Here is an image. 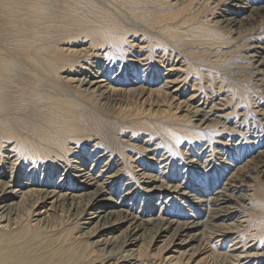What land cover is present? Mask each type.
Returning a JSON list of instances; mask_svg holds the SVG:
<instances>
[{"label": "bare ground", "instance_id": "bare-ground-1", "mask_svg": "<svg viewBox=\"0 0 264 264\" xmlns=\"http://www.w3.org/2000/svg\"><path fill=\"white\" fill-rule=\"evenodd\" d=\"M261 10L0 0V264H264Z\"/></svg>", "mask_w": 264, "mask_h": 264}, {"label": "rangeland", "instance_id": "rangeland-1", "mask_svg": "<svg viewBox=\"0 0 264 264\" xmlns=\"http://www.w3.org/2000/svg\"><path fill=\"white\" fill-rule=\"evenodd\" d=\"M221 7H222V6H221ZM242 11H243V10H241L240 13H242ZM261 14L264 15L263 10L260 11V14H259L260 17H259V19H258L257 21H261L262 19H264V17H262L263 15H261ZM254 17H258V16L255 15ZM261 17H262V18H261ZM260 18H261V19H260ZM256 19H257V18H256ZM261 25H263V28H264V24H261ZM261 25H260V26H261ZM261 27H262V26H261ZM261 27H260V29H261ZM263 28H262V29H263ZM260 29H259V27L257 26L256 29L253 31V33L250 32V35H251V34H252V35H251V36L249 35V36H250L249 38H248V36H245V37L242 36V38L240 37L241 39H238L235 43H237L238 41L241 42V40H243L242 42H245V41H246V42L249 43V44H252V43H253V45L251 46V47H252L251 50H246V49L244 48L246 51H249V53H248L249 55L253 54V51L255 50L254 48H255V46L257 45V44H255V42H258V41H257L256 39L251 38V37L256 36ZM255 31H256L257 33H254ZM262 34H263V33H262ZM262 34H260V35H262ZM246 38H247V39H246ZM250 38H251L252 40H251ZM261 38H264V36H262ZM245 39H246V40H245ZM248 39H250V40H248ZM261 40H262V42H263L264 39H261ZM244 44H245V43H244ZM247 49H248V48H247ZM256 50L259 51V53H258V52H255V53L252 55V58H253V56H254V58L252 59V60H254V61H252V63L255 62L254 65H257L258 68H263V69H264V67H263V66H264V65H263V64H264V60H263V59H262V61H261V62H263V64H260L259 66H258V64H257V61H260V60H261L260 56H262L264 53L260 54V50L257 49V48H256ZM255 55H256V56H255ZM256 60H257V61H256ZM261 62H260V63H261ZM262 65H263V66H262ZM251 68H253V67H251ZM94 70H98V68H95ZM248 70H249V69H248ZM248 70H247V71H248ZM263 72H264V71H263ZM262 75L264 76V74H262ZM262 75H261V76H262ZM259 78H261V79L263 78V83H264V77H259ZM172 89H173V88H172ZM185 94H186V97H187V96H189V95L191 94V91L188 92V91L186 90V93H185ZM201 97H202V96H199L198 98H196V99H195L196 101L194 100V103H195V104L193 103L194 105L192 104V106H193V107H198L199 109L202 108V110H203V108H205L206 105L208 104L209 99H208L206 102H204L203 99L200 100ZM215 101H217V100H215ZM198 103H199V104H198ZM205 104H206V105H205ZM196 105H197V106H196ZM203 106H205V107H203ZM262 107H264V102L262 103ZM205 109H208V108H205ZM217 114H218V113H217ZM194 118L198 119V118H200V117H194ZM250 123H251V122H250ZM255 125H256V127H257V123H256ZM252 127H254V125L252 126L251 124H249V127H248V128H252ZM224 135H225V134H221V135L218 137L219 140H216V141H218V142L221 141V142L224 143V139H223ZM226 138H229V137H226ZM237 139H240V138L237 137L236 140H237ZM232 142H233V141H232ZM234 142H236V141H234ZM243 142H244V141H242V143H243ZM231 144H232V143H231ZM205 146H206V145H205ZM205 146H204V147H205ZM225 147H226V148H229V145H227V146H225ZM225 147H224L223 149H221L220 147H217L218 149H217V148L215 149V151L217 150L216 153H215L214 155H211V156L208 157L207 163L210 161V159L212 158V156H213V158L215 157L216 160L218 159V161H216L215 164H218V162H221V161L223 160V158L226 157V155H227V152H226V154H222V153L225 151ZM231 147H233V144L231 145ZM203 150H204V149H202V150H200V151L203 152ZM207 150H208V149H207ZM207 150H206V152H204V157H202V162H203L204 159L206 158L205 155L210 154L209 152H207ZM187 153H188V156L191 155V152L189 153V151H188ZM186 156H187V155H186ZM192 158H195V157H192ZM249 158H250V157H247L245 160L242 161L243 157H241L239 161H242V163H241V164H238V165H239V166L242 165L246 160H249ZM210 163H211V162H210ZM96 164H97V165H96V168H97V169L94 168V170H92L91 173H94V174L96 173V174H97V170L101 168V165H103V163H99V161H97ZM254 164H255V161H253V162L250 161V162H249V166H248V168H252ZM86 165H87V164H86ZM219 165H220V163H219ZM238 165H237V166H238ZM262 165H263V164H262ZM88 166H89V165H88ZM237 166H236V167H237ZM259 167H260V166H259ZM229 168H231V167L227 166V167H226L223 171H221V172L225 175V174L227 173V171L229 170ZM262 168H264V165L262 166ZM181 169H182V171H183L184 167L181 168ZM246 169H247V168H246ZM233 170H234V169H232V171H233ZM157 171H158V170H157ZM232 171H231V172H232ZM155 173H156V172H153V174H155ZM179 174H180V176H179ZM176 176H178V178L181 179V180H182V177L184 178V176H182V174H181L180 172H177ZM161 179H162V178H161ZM179 179H178V181H176V184H177L178 182L181 181V180L179 181ZM162 180H163V179H162ZM164 180L166 181L167 179H164ZM164 180H163V181H164ZM225 181H226V180H225ZM225 181H223V182H225ZM247 183H249V182H248V181H245V182H243V183H239V185H240V184H246V185H248ZM169 184L172 185L173 182H170ZM194 184H195V183H194ZM192 186H194V185H192ZM106 189H107V188H106ZM240 192L242 193V191H239V192H237V193H235V194H239ZM115 193H116V194H115ZM120 194H121V193H119V192L117 193L116 190H115L114 193L111 194L110 196L113 197L114 199L116 198V199L118 200V199H119L118 196H120ZM101 196H105V192H104ZM116 196H117V197H116ZM144 196H145V195H144ZM144 196H143V197H144ZM154 199H155V198H154ZM161 200H162V201H165V197H161V199H159V201L161 202ZM130 201H131V202H130ZM134 201H135L134 199L131 200V199L128 198V199L126 200V203L129 204V202H130V203H131L130 206H134V205H135L134 208H135L136 210L141 209L142 207H144V205L142 206V203H141L140 200H138L137 203H136V202L134 203ZM154 202H155V200L153 201V203H154ZM133 204H134V205H133ZM96 207H98V208H100L101 210H103V207H99V206H96ZM155 208H156V209H155ZM152 209L155 210V211L153 210V211H154V214H155L154 217L159 216L158 214H159L160 212L158 213V210H159V209L157 210V206H152ZM165 226H166V225H165ZM122 238H123V237L121 236V239H122ZM176 242H177V241H176ZM159 244H160V243H158V245H159ZM156 246H157V245L154 246V244H153V247H151V248H154V247H156ZM188 248H190V246L185 248V249L187 250V253L190 252V251L188 250ZM126 249H127V248H126Z\"/></svg>", "mask_w": 264, "mask_h": 264}]
</instances>
